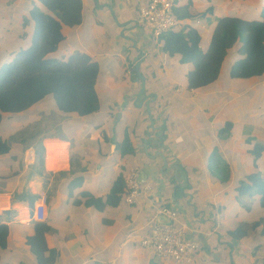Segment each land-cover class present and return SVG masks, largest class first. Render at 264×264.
<instances>
[{"label":"crops","instance_id":"crops-1","mask_svg":"<svg viewBox=\"0 0 264 264\" xmlns=\"http://www.w3.org/2000/svg\"><path fill=\"white\" fill-rule=\"evenodd\" d=\"M242 2L239 0L238 3ZM33 3L39 4L38 0H12L10 3L0 0V7L11 5L17 10L23 6L29 16ZM96 3L110 11L112 8L115 17L116 10H120L116 17L119 26L113 18L105 16L103 21L108 29L105 34L113 39L112 46L92 47L82 41L83 16L81 24L65 28L66 39L59 47H67L71 42L72 48L63 52L66 57L60 58H67L79 50L96 61L100 54L117 58L118 67L116 71L105 67L101 76L99 65L96 91L101 102L97 112L85 116H59L64 120L62 125L88 122L93 123L94 131L90 127L81 133L70 130L65 135L52 133L47 137L66 142L67 146L63 148L47 151L46 144L44 147L39 145L43 147V163L39 167L35 164L32 171L44 173L45 179L42 187L32 195L35 197L32 204L22 209L14 207L27 197L21 194V199L14 198L13 194H17L13 190L14 182L0 184V197L5 196L8 200V206L0 209V223L9 226L7 247L0 249V261L5 258L16 264H39L26 244V237L34 232L33 208L43 193L48 198L45 222L53 229L45 234V240L49 249L58 250L54 264H169L168 260L155 259L152 252L141 246L142 238L150 232L159 216V208L164 206L177 212V222L187 227L188 238L200 245L188 264H231L234 254L242 257L243 238L236 239L229 231H235L247 213L239 206L236 187L250 174L261 172L264 176V157L255 160L248 153L250 144L263 140L258 134L260 120L241 117L238 102L243 97L249 99L255 89L264 87V74L243 79L248 80L246 85H238V80L232 77L228 78L233 80L231 84L227 79L224 83L219 82V76L200 90L189 89L186 74L192 65L186 63L185 79H180L178 63H181V55L168 61L170 55L161 50L162 41L140 26L139 7L146 0H97ZM253 3L257 9L264 8V0H253ZM247 5V9H251V4ZM216 7V14H225L236 6H230L228 10L221 6L224 12ZM213 9L208 7L209 12ZM83 10L84 4L82 14ZM250 16L251 13L245 18L257 19ZM126 22L128 24L121 25ZM207 22L204 14L196 22L204 49L210 41L215 20L206 30L204 24ZM91 23L95 26L93 19ZM30 25L29 30L21 33L27 42H30L33 28ZM120 31L124 34L123 39ZM237 49L232 54L229 70L240 57ZM13 52L9 53L8 60L14 57L16 52ZM138 60H141L139 70L146 78V94L154 99L150 105L153 123L145 106H139L135 98L141 81H135L136 76H132L131 70ZM103 113H106L103 119L95 117ZM126 138L134 153L123 156L119 145ZM70 140L82 141L85 145L80 159L81 172L72 164L76 152ZM37 149L31 148L30 156L34 157ZM133 169L145 172L143 183L151 184L150 193L142 194L132 205L123 195L118 206L105 204L102 209L86 206L84 192L106 201L117 177L121 174L125 178ZM57 174L60 180H56ZM75 176L82 177V181L75 180ZM252 210L263 214L258 205ZM22 214L27 218L23 220Z\"/></svg>","mask_w":264,"mask_h":264},{"label":"trees","instance_id":"trees-1","mask_svg":"<svg viewBox=\"0 0 264 264\" xmlns=\"http://www.w3.org/2000/svg\"><path fill=\"white\" fill-rule=\"evenodd\" d=\"M38 3L33 5L25 19L26 23L31 20L33 26L29 45L18 50L12 59L0 66V125L4 115L22 113L47 96L53 98L58 111L64 114L85 116L100 108L96 91L100 71L98 61L79 50L73 51L67 58L52 55L66 38L65 28L82 23V0H38ZM172 12L183 24L165 32L159 40L163 43V51L172 55L180 53L181 62L192 65L186 74L189 89L200 90L215 82L232 48H238L240 57L232 63L230 77L248 79L264 74V17H217L212 25L210 41L204 49L202 36L196 27L203 13L197 12L193 0L183 5L175 1ZM119 146L123 156L134 153L128 138ZM10 148L9 141L0 138V155L9 153ZM42 153L43 147L38 146L36 167L43 163ZM248 153L255 160L263 158L264 140L250 144ZM75 180L81 182L82 177ZM236 190L237 201L246 211H251L252 201L257 200L263 214L252 222L242 220L235 231L229 233L236 239L254 238L259 233L264 235V176L250 174ZM125 193V179L120 174L106 201L88 192H84L83 196L86 206L102 209L105 204L118 206ZM33 201L34 196H28L22 204L27 207ZM52 230L47 222L36 221L34 232L26 237V244L39 264H53L58 257V250L49 249L45 240V234ZM8 235L9 226L0 223V249L7 247Z\"/></svg>","mask_w":264,"mask_h":264},{"label":"rangeland","instance_id":"rangeland-1","mask_svg":"<svg viewBox=\"0 0 264 264\" xmlns=\"http://www.w3.org/2000/svg\"><path fill=\"white\" fill-rule=\"evenodd\" d=\"M8 1L10 3V1L12 0H8ZM189 1L190 0H177V2L181 5L188 3ZM243 1L244 2L239 4L238 3L239 0H193L195 4V9H198L197 12L203 13L204 16L206 15V18L208 19V22L204 24V29L206 30L209 24H211L212 21L217 19L216 17L222 15H237L241 17H247L248 14L251 13L250 17L255 16L257 19L264 17L263 9L261 7L258 9L255 8L256 6H254L253 0H243ZM96 2L97 0H83L84 10L82 16H84V25L80 32L81 39L85 44L88 45L90 44L92 47L99 45L102 46L103 48H110L112 46L113 39L112 37L109 39L108 36L105 34V32L108 29L106 23L103 22L104 17L106 16L107 18L108 17L113 18L116 25L119 26L120 24L115 20V16L112 14L110 10H108L103 5H98V3ZM248 3L251 4V6L249 5L251 9H247L249 8L247 5ZM34 4L35 3H33V5ZM128 4L129 2L127 3V5ZM33 5L31 6V8L33 7ZM220 5L224 7L225 10H228L230 6L235 5L236 7L230 12L227 11L225 14H216V11L218 10L216 9L217 8L216 6H219L218 8L221 9ZM209 6L214 7L212 12H209L208 10ZM12 7L11 5H9L8 7L1 5L0 7V65L2 63L9 61L8 59L10 57L8 55L12 50L14 51L13 53H15L18 50L26 47L27 43H30L27 42L28 41L27 38L21 36V33H23L24 30H29L28 26H31L30 24H32L31 20H29L27 23L25 22V19L28 18V13L26 14V9L23 10V6H20L17 10L16 9L13 10ZM119 12L120 10L117 9L115 13L116 17ZM89 13L90 15H88ZM138 17L140 18L139 14ZM92 19L94 21L95 26H93L91 23ZM97 20H99V23H97ZM140 26L143 27L145 30L150 31L147 27L144 26V24H141ZM95 33H96V37L94 36ZM123 35L124 34L122 33V31H120V36L122 39H123ZM70 47L72 48L71 42L67 47H65L64 45L62 47H58L59 50L55 51L52 55L58 57H62V56L66 57V55L63 54V52L65 50H69ZM233 52H235V48L230 49L224 63L222 64V68L219 75L220 76L219 82L224 83L225 79H227L228 84L233 83L232 80L233 78L228 79L230 77L229 63L231 61ZM169 55L170 57L168 58V61H170L171 57H175V55L180 56V53H175L173 55L169 54ZM97 60L101 67V76L104 75V71L106 70L105 67L112 68L115 71L118 67L117 58H108L107 56L104 55L101 56L100 54V56L97 57ZM181 63H178V69L180 70L179 71L180 79H185L184 68L186 66V63L183 64ZM182 73L183 75H181ZM236 80H238L239 82L238 85L248 84V80L247 81L243 79H236ZM252 94L253 96H250L249 99L248 97H243V99H241L240 102H238V113L243 118L245 117L255 118V119L259 118L260 127L258 134H260V138L264 140V87H260L258 90L255 89L252 92ZM100 102H101V98H100ZM97 114L95 115V117L98 118V120L100 118L99 116H101V119H103L106 116V113H103L102 115H98V116ZM64 115H65L64 113L58 111L51 96H47L42 101L36 103L32 108L22 113H18L12 116L4 115L2 124L0 125V138L9 141L11 146L9 152L11 153L10 154L7 153L8 156L0 158V184L1 183L12 184L14 182L13 190L17 194H13L14 191L12 190H5V191H10V193L14 195V198L16 200L21 199L20 196L21 194L25 198L34 195L42 187V182L45 179L44 173L32 171L34 170L33 168L34 165L37 164L38 162H37L36 151L34 153V157L30 156L31 148L37 149L39 145H42L44 147V145L46 144V150L49 151L67 146L66 142H62L57 139H47V137H51L52 133L53 135H65L64 133L65 132L68 133L70 130L73 131L71 133H81L85 131V129H88L90 127H92L91 129L92 131H94L93 123L89 124L88 122L86 123L82 122L77 125L76 123L73 124L66 121L67 122L66 125H62L64 123V120H61V118H64ZM43 130L45 131L42 132ZM33 133H35V135ZM32 134L34 136H32ZM31 136L33 137L32 140H31ZM70 142L72 148H74L76 152V157L74 158V160H72V164L74 165L76 170H78V172H81L82 164L80 159L82 158V154H84L85 145H83L82 141L70 140ZM17 146L18 149H15ZM0 156H5V155L3 154ZM22 160H24L23 164H22ZM258 174L263 175L261 172H259ZM47 176L48 177L51 176L50 173H47ZM59 176H60L59 174L55 176L56 180H60ZM62 204H63V200H62ZM254 205L255 206L258 205L257 200L252 201V207ZM239 206L242 208V210H247L240 203ZM14 207L21 209L26 208L25 204L22 203L15 204ZM258 207L261 208L259 205ZM261 215H262L261 213L253 212V210H251L249 212L247 211V213H245L242 219L248 220V222H252L254 220H257ZM26 218L27 215L22 214V219L24 220ZM174 223L178 225L177 222ZM259 230L261 231V229ZM241 242H243L241 244L242 257L238 258V254L237 255L234 254L232 257L231 264H264V235L262 233L257 234L254 238L252 237L243 238ZM154 258L158 260L162 259V258L159 259L156 256ZM167 260L169 264H174V262L171 259H167ZM10 263L11 262L6 261L5 258H3L2 261H0V264H10ZM11 264H16V263H11Z\"/></svg>","mask_w":264,"mask_h":264},{"label":"built area","instance_id":"built-area-1","mask_svg":"<svg viewBox=\"0 0 264 264\" xmlns=\"http://www.w3.org/2000/svg\"><path fill=\"white\" fill-rule=\"evenodd\" d=\"M177 0H146L139 7L140 21L151 33L159 38L165 32L180 26V23L172 10ZM52 156L56 157L52 154ZM139 172L131 170L125 176L126 193L125 201L134 204L142 194H148L152 190L149 183H141L138 180ZM47 195L41 193L33 208V220L45 221L47 218ZM8 206L7 197H0V209ZM158 214L165 215L170 222L155 221L150 232L141 240V246L150 250L156 257L163 260L171 259L175 264H186L192 261L194 253L200 247L196 240L187 236V227L177 222V212L168 208H159ZM177 222L178 225H176Z\"/></svg>","mask_w":264,"mask_h":264},{"label":"water","instance_id":"water-1","mask_svg":"<svg viewBox=\"0 0 264 264\" xmlns=\"http://www.w3.org/2000/svg\"><path fill=\"white\" fill-rule=\"evenodd\" d=\"M111 12L113 13L114 15V12H113V9L111 8ZM115 20L117 21L116 17H115ZM128 24V22L126 23H123L121 25H126ZM140 64H141V60H138L132 70H131V74L132 76H136L135 78V81H141V86H140V90L139 92L136 94L135 98H136V101L138 102L139 101V106H145L146 108V111L148 113V116L150 118V121L151 123H153V116H152V111H151V108H150V105L151 103L154 101V99H152L150 97V94H146V89H147V85H146V78L144 75L141 74L140 70H139V67H140ZM155 94H153L154 96ZM152 96V94H151ZM156 97V96H155ZM138 180L139 182L143 183L145 180H146V174L144 171H141L139 173V176H138ZM156 221H160V222H170V219H168L165 215L163 214H159V216L157 217V220Z\"/></svg>","mask_w":264,"mask_h":264}]
</instances>
